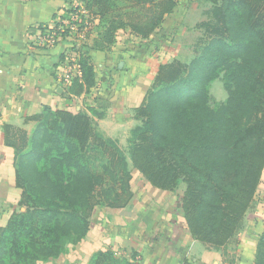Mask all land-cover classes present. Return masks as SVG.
<instances>
[{"label": "trees", "instance_id": "1", "mask_svg": "<svg viewBox=\"0 0 264 264\" xmlns=\"http://www.w3.org/2000/svg\"><path fill=\"white\" fill-rule=\"evenodd\" d=\"M209 1L213 4L212 17L205 28L210 42L205 47V61L203 57L195 59L193 70L201 73L206 85L209 79H215L216 65L225 63L223 79L229 99L212 111L202 102L207 89L184 78V65L160 67L156 86L166 84L163 87L169 95L160 111L152 112L145 106L151 87L147 91L137 109L147 119V127L136 130L142 135L131 150V158L134 169L157 189L172 192L181 181L185 183L182 208L188 230L195 240L221 247L235 235L264 172V0ZM85 2L99 20L95 26L98 36L93 45L78 50L83 79L75 80L71 87L77 94L95 86L88 56L91 50L110 48L120 30L129 29L137 38L149 39L176 7L174 0ZM134 10L142 11L139 18L129 17ZM166 70L169 77L158 80ZM184 86L189 90L184 91ZM175 91L182 104L181 116L172 117L178 114L171 106ZM186 118L193 124L185 123ZM31 121L38 125L28 136L25 148L17 147L12 130L6 128V144L14 150L16 187L22 190L19 206L25 210L13 213L7 225L0 227V264L57 259L68 246L79 244L87 236V212L95 207L94 190L103 182L97 178V184L93 179L98 175L90 172L85 144L102 150L113 147L116 160L113 157L109 163L113 171L115 164L122 163L114 142L99 136L83 113L46 107L41 115L26 120ZM187 127H193L196 135L185 134ZM28 157L31 162L27 166ZM125 176L123 194L127 197L113 189V200L104 196L109 208H126L132 201V175ZM100 258L103 264H132L111 252H96L89 264H101ZM255 264H264V235Z\"/></svg>", "mask_w": 264, "mask_h": 264}, {"label": "crops", "instance_id": "2", "mask_svg": "<svg viewBox=\"0 0 264 264\" xmlns=\"http://www.w3.org/2000/svg\"><path fill=\"white\" fill-rule=\"evenodd\" d=\"M71 1L0 0V208L9 196L18 193L14 150L6 144L7 127L29 130L34 123L26 120L41 115L47 107L87 115L97 134L113 142L123 130L128 131L124 122L129 114L137 112L160 70V64L154 68V60H147L141 52L147 41L156 38L159 29L149 39L137 38L129 29L120 30L110 48L88 53L95 72V86L81 94L66 90L62 65L65 46L33 48L31 34L37 26L52 24ZM170 16L173 15L166 20ZM92 36L90 46L98 36L95 28ZM123 68L131 70V77L135 78L136 71L144 74L145 79L134 82L121 72ZM122 79L126 81L124 89L117 84ZM110 81L115 89L111 94L106 86ZM260 193L262 200L258 201ZM139 204L134 197L126 208L114 211L124 217L126 224L135 223L146 242L152 229L162 231L149 243L139 244L143 264H255L264 235V175L235 235L221 247L195 240L186 223L178 225L171 213L163 217L159 212L161 219L157 222L146 211L134 213ZM5 210L0 209V227H5L11 217L10 209ZM94 238V232H88L82 242L68 246L59 258L37 264H88L91 255L102 249Z\"/></svg>", "mask_w": 264, "mask_h": 264}, {"label": "rangeland", "instance_id": "3", "mask_svg": "<svg viewBox=\"0 0 264 264\" xmlns=\"http://www.w3.org/2000/svg\"><path fill=\"white\" fill-rule=\"evenodd\" d=\"M174 1L176 3V7L172 13V18L171 16L169 17L171 20H166L165 18V21L160 26L158 33L156 31V38L152 39V41H147L145 45L142 46L141 52L146 55L147 60H154L156 63L154 68H157L159 66L158 64H160V67H162L173 65L175 63H181L186 69L191 66L187 70L184 69V71H186V74L183 75L184 78L194 81L200 87L203 85L204 88L207 89V98L206 100L203 99L202 102L204 105L206 103V106L212 111H215L227 103L230 96L223 79L225 73L224 68H226V64L223 63L219 66L216 65L214 70V72H216L215 79H209L206 85L201 73L196 71V69L193 70V62L195 59L203 57L205 61V47L210 42L207 30L205 28V23H207L212 17L213 4L209 0ZM141 12L139 10L131 11V13H129V17L139 18ZM247 15L248 11H245V16ZM236 29L237 28L233 30V34H236ZM240 36L243 39L246 38V36ZM92 38L93 36L90 37L88 41L90 42ZM226 42L231 44L229 39ZM121 72L125 73L124 75L126 78L132 79L134 82L136 80L145 79L144 74L137 73L136 71L134 72L135 78L131 77V70H129V68L125 70L123 68ZM169 75L170 73L166 70L158 77V80L163 78L167 79ZM102 81L103 79L101 78V82ZM125 83L126 81L122 79V81L117 84L120 86V89H124ZM127 84L130 85L131 83L127 82ZM157 84L158 83H156L155 79L150 86L152 92L147 96L145 104L146 108L148 106L152 112L160 111V109L163 107L160 105L164 103V99H166L169 95L168 89H164L166 87H163L166 84L162 86H156ZM113 85L114 84L111 81L106 85L109 89L108 91H110L109 94L115 90ZM184 87L186 88L183 89L184 91L189 90L190 88H187L186 86ZM193 93L188 96V99H191ZM181 105L179 92L175 91L172 94L171 106L172 111H176L178 114H174L172 117L181 116ZM183 121L185 123L191 122L189 124H193L189 118H186V120ZM146 122L147 119L142 117L138 111L136 113L129 114L127 121L124 122L125 126L128 128V131L125 132V130H123L124 133L115 137V141H113L115 145L114 147L117 149L118 154L122 157V165L119 163L115 164L114 167L116 169L114 171V168L109 165L113 157L116 160V157L113 154V147H111V150H102L97 149L92 145V143L85 144L86 149L88 150V156H90V161L88 164L90 172L92 174L98 175L93 176V179L97 184L99 183V180L103 182L102 186L95 187L93 206L95 204L96 205L87 212L89 232H94V239L100 244L99 248H102L98 252H111L117 259H126L132 264H143L139 251L142 249V247L141 245L139 246V244L149 243V240L154 239V237L157 238V236H159L162 231H154L152 229L149 240L146 242L144 237H142L141 232L138 231V227L135 223L126 224L124 217L114 211L117 209L109 208L107 206L104 196L111 200L115 198L116 193L121 195L123 198L127 197L125 194H123L126 174L132 175V180L130 183L133 194L132 199L136 197L140 201V204L138 205L139 207L134 209V213L146 211L148 216H154L152 219H154L155 222H157V219H161L159 212H161L163 217H166L171 213L174 220L178 222V225L186 223L182 208L183 198L187 188L186 184L181 181L179 186L174 191H163V193H158L160 192L157 191L159 189H152L155 187L152 185L150 186V183L133 167L131 150L138 142V138L142 135L141 132L137 134L136 130L146 128ZM248 122H250V120H248L246 123ZM33 123L34 124L29 127V130L24 128H16L12 130V141L17 145L18 148L26 147L28 136L36 129L38 125L37 122ZM192 128L193 127L184 128V133H190L191 136H195L196 131H192ZM94 130L96 132L95 128ZM143 133H145V131ZM106 143L110 144L109 142ZM25 162L27 166L30 165L31 158L28 157ZM27 174L30 176L29 178L32 179V173L27 171ZM113 189L114 192L116 191V193L112 192ZM261 194L262 193L257 196L258 201L262 200ZM21 195L22 190L18 189L17 195L9 196L5 202L1 203L0 209H10V213L12 212L11 215L15 212L20 213L21 211H24L25 209L19 206L21 202ZM142 218L145 219L144 216ZM83 252H85V250H83ZM95 253L96 252L91 255L90 260ZM100 262L103 264L102 258H100Z\"/></svg>", "mask_w": 264, "mask_h": 264}, {"label": "built area", "instance_id": "4", "mask_svg": "<svg viewBox=\"0 0 264 264\" xmlns=\"http://www.w3.org/2000/svg\"><path fill=\"white\" fill-rule=\"evenodd\" d=\"M98 18L86 5L85 0H72L52 24L37 26L31 34V47L55 49L62 45L64 56L63 87L70 90L75 80L82 82L83 69L78 50L88 45L90 34Z\"/></svg>", "mask_w": 264, "mask_h": 264}]
</instances>
